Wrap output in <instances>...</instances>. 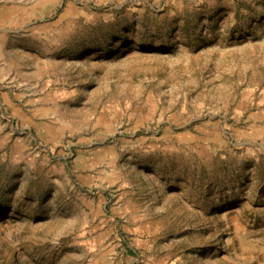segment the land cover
Segmentation results:
<instances>
[{"label":"rangeland","instance_id":"rangeland-1","mask_svg":"<svg viewBox=\"0 0 264 264\" xmlns=\"http://www.w3.org/2000/svg\"><path fill=\"white\" fill-rule=\"evenodd\" d=\"M0 264H264V0H0Z\"/></svg>","mask_w":264,"mask_h":264}]
</instances>
